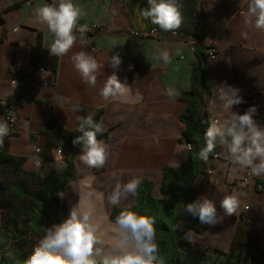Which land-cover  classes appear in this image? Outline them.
I'll return each instance as SVG.
<instances>
[{"label": "crops", "instance_id": "1", "mask_svg": "<svg viewBox=\"0 0 264 264\" xmlns=\"http://www.w3.org/2000/svg\"><path fill=\"white\" fill-rule=\"evenodd\" d=\"M52 2L0 0V102L11 96L17 87H21L25 99L22 105L11 110L13 123L5 118L0 121L7 122L12 133L9 153L26 157L22 168L28 170L46 145L47 137L40 131L51 113L68 129H74L83 115L99 116L97 123L102 124L103 132L108 131V136L98 139L109 146V160L103 168H89L79 159L81 147L73 153L76 177L60 192L58 214L67 218L71 207L78 202L76 192L87 194L81 181L94 177L92 189L103 194V199L97 196L94 201L96 222L103 231L114 222L110 220L114 205L107 198L118 183L122 185L133 177H139L140 181L147 179L153 182L152 192L157 196L162 167L187 163L188 148L179 142L183 128L179 117L187 106L181 96L190 87V69L195 55L186 35H199L194 44L200 42L216 51L214 58L208 59L209 117L218 118L217 96L226 85L240 89L244 102L232 109L239 114L253 106L250 97L258 95L254 119L264 127V33L249 29L244 23L249 0H179L184 21L175 35L143 19L140 11L147 6V0H73L85 13L80 24H96L101 30L83 36L77 32L76 45L62 58L49 55L54 37L46 25L37 22L34 14L37 8ZM152 27L160 31L158 37H135L130 33L131 29ZM241 32H248V38L243 39ZM165 49L172 54L170 63L156 59ZM79 51L90 53L104 65L97 74L95 86L84 84L73 68L71 56ZM177 51L179 55L175 54ZM182 51L189 54L186 64L179 61L186 58L180 54ZM113 54L122 57L118 71L107 64ZM34 63L46 68L40 70ZM129 65H133L131 70ZM113 71L121 82L126 80L133 94L139 92L143 96L140 102L101 99L99 91ZM12 79L17 80L16 85L11 84ZM44 82L48 85H43ZM169 88L174 91V97L164 94ZM58 147L64 157L72 154L69 148ZM58 147L51 150L48 160L41 161L36 170L41 177L49 178V171L63 169L64 160L55 155ZM45 163L46 169L43 168ZM246 171L233 165L226 147L217 144V152L206 168L201 197L211 198L219 213L222 196L235 194L240 198L241 209L236 216H230L232 225L226 227L218 223L208 226L202 234H195L204 237L201 246L208 251H228L236 237L247 243L246 238L254 234L255 228L263 229L264 234V176L242 182ZM255 181L261 184L260 188ZM135 199L136 195H130L118 207H128Z\"/></svg>", "mask_w": 264, "mask_h": 264}, {"label": "clouds", "instance_id": "2", "mask_svg": "<svg viewBox=\"0 0 264 264\" xmlns=\"http://www.w3.org/2000/svg\"><path fill=\"white\" fill-rule=\"evenodd\" d=\"M179 0H147V6L140 11L145 20L158 26L164 32H175L181 28L184 18ZM38 23L46 25L54 39L48 52L50 56L64 57L76 45L78 32L83 36L88 31L87 24H80L85 15L83 9L73 0H53L35 10ZM244 23L249 29L264 33V0H249L244 14ZM243 39L248 32H241ZM179 55L177 51L175 53ZM156 59L170 63L172 54L161 50ZM74 70L82 82L95 86L97 74L104 67L94 56L86 51H79L71 56ZM114 70H119L122 57L113 54L107 62ZM133 65H129V70ZM240 89L226 86L218 93V119L212 121L204 132L205 146L197 154V158L207 162L209 154L217 144L226 147L230 162L248 170L252 176H264V127L260 126L254 116L257 107L250 106L243 114L233 111V107L244 102L239 95ZM165 95L174 97L169 88ZM99 96L105 102L110 100H127L140 102L143 96L121 82L116 71L107 77ZM9 125L0 121V147L4 138L9 135ZM80 135L72 143L82 149L80 161L89 168H103L109 160V146L98 139L103 133V126L91 116L85 117L77 128ZM191 150V145L188 146ZM38 150V149H37ZM39 161H37V165ZM94 177H86L81 184L88 190H78V202L70 209V214L62 222L47 227L45 234L34 246L24 264H165L160 255L157 242L155 219L132 210H122L103 231L95 218V198L103 199L102 193L92 189ZM183 186V182H180ZM140 187V178L133 177L127 183L117 184L108 196L111 205L118 206L130 195L135 196ZM87 201L85 204L84 201ZM219 214L215 202L202 196L196 201L184 205L183 211L198 217L201 225L215 226L222 223L226 216L237 215L241 209L238 195L224 194L220 200ZM192 233H186L191 238Z\"/></svg>", "mask_w": 264, "mask_h": 264}, {"label": "trees", "instance_id": "3", "mask_svg": "<svg viewBox=\"0 0 264 264\" xmlns=\"http://www.w3.org/2000/svg\"><path fill=\"white\" fill-rule=\"evenodd\" d=\"M193 39H199V35H186ZM40 38V37H39ZM205 46L198 42L193 46L195 61L190 69V87L181 96L187 101V106L180 114V121L183 128L179 135V142L191 145L188 149L187 163L178 167L165 165L161 169V182L158 188V195H153V182L147 179L140 181V187L133 204L128 207L112 206L110 220L122 210H132L142 215L151 216L155 219L157 229V242L160 255L164 257L165 264H264V248L259 245L240 242L237 237L231 242L228 251H202L199 254H192V240L186 237V233L202 234L207 225H201L198 217L183 211L184 205L196 201L200 194L206 168L217 152V146L209 154L207 162L197 158L201 148L205 146L204 132L209 126V114L207 110V99L210 88L207 81L208 75V54ZM214 48V47H213ZM35 67H46L43 64L34 63ZM20 78L26 75H19ZM21 87H17L14 93L0 102V118L10 115L11 110L24 103L21 95ZM88 117L83 115L74 129L64 127L57 116L51 113L41 128V133L47 137L46 145L41 152L39 159L48 160L51 150L54 147L66 146L72 154L64 157V167L60 172L49 171V178L41 182L40 171H28L36 178L33 189L28 190L22 181L10 180L9 174L24 172L22 168L26 157L14 156L8 151L9 135L4 138L3 147H0V167L3 179H0V193H8L16 198L18 206L15 214H7L0 224V264H24L25 259L31 254L36 242L45 234L47 227L62 222L66 217L57 213L60 203V192L64 185L76 177L73 153L80 148L73 145V139L80 135L77 132L82 120ZM99 116L93 117L98 122ZM108 131L98 134V138H106ZM34 138V135L31 137ZM26 171V170H25ZM180 182H183L181 186ZM45 188L46 204L42 211L43 216L30 224V217L37 206L36 199ZM35 233L34 239H30ZM192 236V235H191ZM249 248L251 257L246 258L242 248Z\"/></svg>", "mask_w": 264, "mask_h": 264}, {"label": "rangeland", "instance_id": "4", "mask_svg": "<svg viewBox=\"0 0 264 264\" xmlns=\"http://www.w3.org/2000/svg\"><path fill=\"white\" fill-rule=\"evenodd\" d=\"M189 45L191 47H193L196 44L192 45L189 43ZM180 54L186 55L185 59L179 60L180 62L186 64L189 60V54L186 51H182ZM64 149H68V147L64 146ZM39 167H40V165L35 166V164H33L32 166L28 167V170L25 169L26 171L24 170V172H19L16 175L15 174H9L10 180L15 181L16 179H18V180L22 181L23 184H25L27 186L28 190L33 189V187L36 183V178L33 175L29 174L28 171H36L37 169H39ZM43 168L44 169L47 168V163H45ZM47 178L48 177H42L41 182L42 183L46 182ZM0 179H3L1 167H0ZM45 192H46L45 188H43V190L40 192V197H38L36 199L37 206L35 207V212H33L31 217L29 218L31 225L34 224L35 218L38 219V218L43 216L42 211L45 209V204H46V193ZM198 192L200 194V196H199V198H200L201 197V188H199ZM154 194H156V192H154ZM202 194H203V192H202ZM17 206H18V201L16 200V198L10 196L8 193H5V192L0 193V224L3 221V219H5L7 217V214L9 215V214H15L16 213ZM219 214L222 215L223 211L221 210L219 212ZM229 218H230V216H226L222 222L226 227L232 225ZM262 231H263V229L257 230L255 228V230H253L254 234L252 236L246 238V240L248 241L247 243H250V245L256 244V245H259V246L264 248V234ZM34 236H35V233H32L31 237L29 238V241L32 238L34 239ZM209 236L211 237L212 233L209 234ZM203 238H204L203 236L192 234V236H191V240L193 242L192 254H199L200 251L201 252L202 251H208L206 247L201 246V244L203 242ZM241 248H242V252L245 255V257L250 259L251 253H250L249 248L244 246V245Z\"/></svg>", "mask_w": 264, "mask_h": 264}, {"label": "built area", "instance_id": "5", "mask_svg": "<svg viewBox=\"0 0 264 264\" xmlns=\"http://www.w3.org/2000/svg\"><path fill=\"white\" fill-rule=\"evenodd\" d=\"M87 26H88V31L86 33H88V35L91 32L95 33L97 31L101 30V27L99 25H96V24H91V25H87ZM130 33H131L132 36H135V37H153V38H155V37L159 36L160 31L157 28L152 27V28H147V29H144V30L131 29ZM175 34H176V32L173 33V35H175ZM188 38H190V39H188V42L193 45L194 44V39L191 38V37H188ZM206 52L208 54V59L214 58L215 53H216V51H215V49L213 47L212 48H206ZM38 69L43 70L42 67H39ZM11 84L12 85H16L17 84V80L16 79H12ZM43 85H48V83L44 82ZM257 100H258V95L257 94H254V95H252L250 97V103L252 105L256 104ZM5 119L10 124L13 123V117H11L10 115L6 116ZM216 119H218V118L217 117H209V122L211 123L212 121H214ZM186 146L188 148L189 145H186ZM36 152L39 153L40 150L36 149ZM55 155H56V157L58 159H63L64 158L63 150L60 147L55 149ZM37 161H39L38 165H37ZM34 164H35V166L41 165V160L39 159V157H37L36 160H34ZM208 172H210V171H208ZM248 180H254V176H252L249 171H246L245 176L242 179V182H247ZM255 184H256L257 188L261 187V184L258 183L257 181H255ZM243 208L246 209L247 206L243 205Z\"/></svg>", "mask_w": 264, "mask_h": 264}]
</instances>
